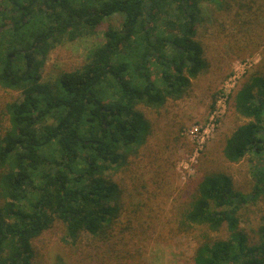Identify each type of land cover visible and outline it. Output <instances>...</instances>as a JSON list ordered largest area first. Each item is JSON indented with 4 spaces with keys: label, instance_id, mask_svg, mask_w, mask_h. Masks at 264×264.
<instances>
[{
    "label": "trees",
    "instance_id": "obj_1",
    "mask_svg": "<svg viewBox=\"0 0 264 264\" xmlns=\"http://www.w3.org/2000/svg\"><path fill=\"white\" fill-rule=\"evenodd\" d=\"M0 10V84L21 97L0 112V264H35L32 239L61 221L66 237L107 234L123 203L111 174L136 153L151 130L141 106L161 108L184 95L206 66L196 38L202 4L225 0H9ZM87 63L43 81L48 52L65 39L95 35L112 19ZM160 67V84L149 63ZM245 118L227 138L230 162L247 154L254 191L231 176L199 177L179 212V230L206 234L194 264H264V224L251 237L240 211L264 192V71L233 94ZM5 121L8 122L5 125Z\"/></svg>",
    "mask_w": 264,
    "mask_h": 264
},
{
    "label": "rangeland",
    "instance_id": "obj_2",
    "mask_svg": "<svg viewBox=\"0 0 264 264\" xmlns=\"http://www.w3.org/2000/svg\"><path fill=\"white\" fill-rule=\"evenodd\" d=\"M3 6L9 0H0ZM119 19L105 21L95 35L65 39L46 57L43 81L82 68L90 48L104 41V32ZM207 66L191 79L177 99L158 109L141 106L150 132L136 153L111 174L120 185L122 211L106 235L66 237L61 221L32 239L35 264H194L193 256L204 235L228 236L220 231L179 230V212L197 179L208 171L231 176L238 191H254V166L262 161L253 153L230 162L223 153L228 136L242 123L233 94L251 73L264 71V0L204 2L197 24ZM160 84V67L149 63ZM19 90L0 84V112L21 97ZM8 122L5 121V125ZM241 225L256 238L264 224V192L239 212Z\"/></svg>",
    "mask_w": 264,
    "mask_h": 264
},
{
    "label": "water",
    "instance_id": "obj_3",
    "mask_svg": "<svg viewBox=\"0 0 264 264\" xmlns=\"http://www.w3.org/2000/svg\"><path fill=\"white\" fill-rule=\"evenodd\" d=\"M3 9V7L2 6H0V10H2Z\"/></svg>",
    "mask_w": 264,
    "mask_h": 264
}]
</instances>
